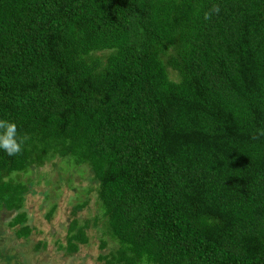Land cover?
Listing matches in <instances>:
<instances>
[{
    "label": "trees",
    "instance_id": "16d2710c",
    "mask_svg": "<svg viewBox=\"0 0 264 264\" xmlns=\"http://www.w3.org/2000/svg\"><path fill=\"white\" fill-rule=\"evenodd\" d=\"M0 119L27 136L0 149V209L67 158L117 243L103 264H264V0H0Z\"/></svg>",
    "mask_w": 264,
    "mask_h": 264
},
{
    "label": "rangeland",
    "instance_id": "374dc122",
    "mask_svg": "<svg viewBox=\"0 0 264 264\" xmlns=\"http://www.w3.org/2000/svg\"><path fill=\"white\" fill-rule=\"evenodd\" d=\"M107 52L98 54L102 57ZM17 179L25 183L26 190L19 209H0V264H103L98 257L117 247L103 233L95 181L85 163L76 165L54 157L40 167L30 166ZM20 211L25 213L22 225H28L29 232L18 237L17 226L7 223ZM72 219L83 227L87 242L67 253L64 248ZM102 240L105 245L100 247Z\"/></svg>",
    "mask_w": 264,
    "mask_h": 264
},
{
    "label": "clouds",
    "instance_id": "9594fccd",
    "mask_svg": "<svg viewBox=\"0 0 264 264\" xmlns=\"http://www.w3.org/2000/svg\"><path fill=\"white\" fill-rule=\"evenodd\" d=\"M219 6L214 5L210 12L205 14V19H210L212 13L218 14ZM264 135V132L259 133ZM27 140V136H19L15 122L0 119V149L9 156L18 155L22 152V145Z\"/></svg>",
    "mask_w": 264,
    "mask_h": 264
}]
</instances>
